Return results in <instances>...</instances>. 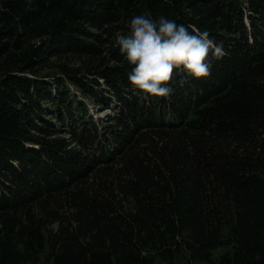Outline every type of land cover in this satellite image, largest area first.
Masks as SVG:
<instances>
[{
  "label": "trees",
  "instance_id": "1",
  "mask_svg": "<svg viewBox=\"0 0 264 264\" xmlns=\"http://www.w3.org/2000/svg\"><path fill=\"white\" fill-rule=\"evenodd\" d=\"M203 1L0 0V264L37 261L46 242L43 225L31 211L126 155L132 159L131 178L122 170L116 190L131 197L134 206L125 209L112 197L84 205L80 220L89 222L88 240L75 234L60 238L52 264H156L144 247L160 246L153 245L157 231L189 230L200 241L208 226L223 223L230 225L238 247L214 259L199 245L193 256L210 264H264V0H249L248 7L240 0L218 1L222 28L230 34L222 42L224 56L211 59L206 78L175 75L167 98L133 93L127 79L131 65L118 49L111 51L121 66L99 73L108 94L99 81L93 87L77 82L117 110L102 133L91 128L88 111L74 109L64 81L57 79L52 90V82L40 76L10 71L36 72L48 56L37 55L50 48L97 52L95 42L86 41L97 33L77 24L99 27L116 16H164L213 37L215 20L205 15L207 9L200 10L209 6ZM44 22L52 40L39 53L27 49L26 35L38 34ZM43 100L58 108L68 137L32 134L45 132L49 123ZM174 140L179 145L167 148ZM149 144L156 157L147 153L145 161L139 150ZM164 255L168 264H177L173 253Z\"/></svg>",
  "mask_w": 264,
  "mask_h": 264
},
{
  "label": "rangeland",
  "instance_id": "2",
  "mask_svg": "<svg viewBox=\"0 0 264 264\" xmlns=\"http://www.w3.org/2000/svg\"><path fill=\"white\" fill-rule=\"evenodd\" d=\"M199 1L201 2L203 0ZM204 1L202 3H204ZM218 1L221 3L223 0H209V6L205 4L203 6L204 8H202L201 5L199 7H201V11H203L202 9H207L205 15H207L210 19L215 20L213 28L216 32L213 37L218 40V42H223L226 41L225 37L230 36V34L227 32L228 30L222 28L223 20L220 16H218L222 12L219 8H216V5L219 3ZM240 1H242V3L244 2L247 7L250 4L249 0ZM221 8L226 9L224 4L221 5ZM245 12H248V9H245ZM56 15H58V12L52 13L49 17L55 18ZM201 17L203 16H198V18ZM130 19L131 17L128 18L127 16H116V19L105 22L99 27H94L91 24L86 23H78L77 25L97 33V37L93 39H86V41L95 42L96 47H94L93 50L97 49V52H66L67 50H59L57 47L50 48L49 51L43 52L42 56L37 55V57L48 56L47 61L44 62L45 66L42 68H40V66L36 69V72L33 73L30 70L18 71L21 68L17 67L11 69L10 71H15V73L21 72L29 77L40 76V79L43 81H48L49 83L52 82L49 85L52 90L56 87L57 79L64 81L70 92L71 100L74 103V109L77 111L79 108L83 107V110L88 111L86 120L91 123V128H97L98 131L102 133L105 129L104 127L110 126L114 123L111 122V120L116 115L115 111L117 110L110 103L102 102L101 97L98 98L95 96H89L88 93L81 88L79 84H77V82H90L93 87L95 86L93 82L99 81L104 91L107 92V94L110 92L104 78L99 73L103 69L112 70L116 66H121V62L114 57V55H116V51L113 55L111 54V51L117 49V51H120L117 43V37L118 35L129 32ZM247 23H249V21ZM49 26L50 25L47 22H44L39 25L38 34L29 32L26 35L28 44L26 48L36 50L37 53H39L41 47L53 38L49 34ZM118 54L120 55L122 61L126 60L122 53L119 52ZM17 58L21 59L22 55ZM63 64L66 65L65 68H63ZM95 70L96 72L93 73ZM6 73L5 77L8 75ZM53 78L54 80H52ZM99 91L101 92V89H99ZM53 93L55 94L54 91ZM45 102L48 103L49 107H45L44 118L48 120V124L51 123L53 126L46 124L44 126L45 128H43L45 132L32 130V134L35 137L47 136L52 139H56L58 137H68L69 133L65 132L66 129L64 123L59 120L58 115L55 113L58 108L51 104L49 100H43V104H45ZM103 137L104 136L99 138ZM155 141H159V144L163 143V141L158 138H155ZM175 144L179 145V143H175L174 140L173 146L167 145V148H174ZM153 148L154 146H150L149 144L144 151H142V149L139 150V152L142 153L140 155L141 157H139L141 159H145L146 161L148 159L146 155L149 153L150 158L153 160L156 157L155 154H153ZM164 148L165 147L162 149ZM167 151L169 153L168 149ZM118 159V162L115 164L101 168L99 171L91 174V177L88 176V178L84 180V183L74 186L77 184L75 183L68 188L67 192L64 191L63 194L59 193L52 198H48L50 201L45 203V205L43 204L44 207L39 209L35 208L31 211L37 219H40V223L43 225L46 244L45 247L38 253V260L28 264H52L54 252L59 245L60 238L62 237L75 234L81 235V240H88L90 233L87 225L89 222H87V224L83 223L80 220V215L81 212L84 211L83 206L89 205L92 200L98 199V202H109L113 199L114 202L116 201L123 205L125 209H130L134 206L131 197L125 196L123 193L116 190L118 176H124L125 173L122 172V170H125L127 173L125 174V177L126 175L130 177L128 169L131 167L129 161H132V159L127 155ZM128 199L131 200V202ZM123 210L124 209L120 210L122 212L119 213V215H123ZM112 214L114 216L117 215L116 211ZM26 215L27 213L23 214V216L20 215V217H22V219H26ZM221 217L228 220L227 214H223ZM0 225L2 224L0 223ZM195 244H197L196 247H194ZM153 245L160 246H153V248H151L152 245H148L144 248L151 254V256L155 257L156 264L169 263L164 255L165 252L173 253L177 264H187L193 260H195L197 264H210L206 258L202 259L193 256V254L197 252L196 250L200 247L199 245H205V248L212 253V257H214V259H219L222 254L235 250L239 245V241L232 234L230 225L223 223L208 226L203 237L200 238V241H197L196 236L189 230L178 229L177 231H166L165 229H161L156 232V242ZM162 251H164L163 254Z\"/></svg>",
  "mask_w": 264,
  "mask_h": 264
},
{
  "label": "clouds",
  "instance_id": "3",
  "mask_svg": "<svg viewBox=\"0 0 264 264\" xmlns=\"http://www.w3.org/2000/svg\"><path fill=\"white\" fill-rule=\"evenodd\" d=\"M117 43L131 65L127 79L133 93L153 98L172 94L170 81L175 75L210 76L211 59L225 54L223 43L207 30L192 31L174 19L161 16L157 20L148 13L133 15L128 34L118 35Z\"/></svg>",
  "mask_w": 264,
  "mask_h": 264
}]
</instances>
